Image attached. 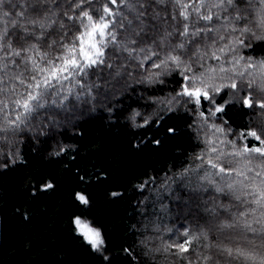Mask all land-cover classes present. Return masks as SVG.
Listing matches in <instances>:
<instances>
[{"label":"trees","instance_id":"1","mask_svg":"<svg viewBox=\"0 0 264 264\" xmlns=\"http://www.w3.org/2000/svg\"><path fill=\"white\" fill-rule=\"evenodd\" d=\"M31 2L34 0H0V9L9 13L3 25L16 49L36 45L40 52L58 53V46L50 50L48 44L62 37L69 42L79 35L82 12L88 11L96 20L103 16L106 4L113 12L124 10L119 0L115 4L111 0H49L47 8L53 10L51 20L55 22L42 36L39 27L27 25L33 34L28 38L24 25L14 27L10 21H19L16 13L22 9L34 16L26 7ZM171 11L168 6V13ZM113 19L119 21L120 17ZM117 31L126 35L122 29ZM154 35L148 33L149 43ZM219 35L224 40L217 47L228 49L217 52L219 61L204 52L199 54L202 60L194 55L195 49L208 47L210 41L192 44V51L181 56L183 64L168 62L161 68L155 67L165 60L159 48V56L148 53L151 59L143 54L133 59L124 53L114 68L98 66L94 70L97 75H89L87 83L97 86L87 95L77 99L64 92L57 97L61 103L42 109L20 130L0 133V264H201L205 256L207 264H247L236 254L237 249L264 252V231L246 230L243 223L255 217H237L254 207L236 199L244 189L235 193L227 187L218 190L242 177L233 172L232 176L202 179L209 170L204 150L205 133L210 129L201 127L207 119L209 125L225 129L222 140L234 141L235 148H251L258 146V141L244 134L264 131V110L243 106L239 96L247 95L246 83L241 93L230 87L219 93L210 91L215 105L203 98L196 105L187 96H177L188 65L192 66L189 76L205 73L206 82L219 86L230 83L228 78L234 74L217 73L212 80L209 68L223 64L230 69L232 61L239 59L236 67L240 70L249 58L264 59V40L251 33ZM237 38L250 47L237 44ZM213 51L217 49L209 48V55ZM31 55L33 51L14 58L20 71L26 66L24 56ZM111 59L106 57V62ZM69 86L66 82L65 87ZM65 95L68 100H62ZM254 96L257 104L264 101V93L255 91ZM219 105H224V111L209 116ZM221 148L226 153L234 151L231 143ZM246 162L225 156L213 171L221 167L226 172L239 170ZM260 162L259 157L251 161L253 165ZM47 183L53 187L42 190ZM78 192L86 195L87 205L76 199ZM77 217L101 231L105 240L101 252L94 251L79 234L74 224ZM225 223L233 227L220 228ZM252 227L259 225L253 223ZM185 230L206 235L180 255L177 246L186 239ZM225 249H232L233 255Z\"/></svg>","mask_w":264,"mask_h":264},{"label":"snow or ice","instance_id":"2","mask_svg":"<svg viewBox=\"0 0 264 264\" xmlns=\"http://www.w3.org/2000/svg\"><path fill=\"white\" fill-rule=\"evenodd\" d=\"M48 2L49 0H34L26 5L29 12L35 13L34 16L30 17L28 12L22 9L16 13L20 20L10 23L14 27L24 25L23 31L28 33V38L33 34L29 33L27 25L39 27L40 35H45L44 30L55 22L51 20L53 10L47 8ZM111 2L115 4L117 0ZM119 4L123 5V11L117 9L113 12L106 4L103 8V16L96 20L88 11L82 12L78 19L81 20L83 31H80L79 35L72 37L69 42H64L62 37L60 41L53 39L48 44L50 50L58 46L60 49L58 53L40 52L36 49V45L16 49L10 33L3 25V18L9 13L0 9V133L20 130L21 125H26L40 115L42 109L61 103L57 97H61L64 92L75 95L77 99L81 94L87 95L97 86L95 83H87L89 75H97L94 70L98 66L106 65L108 68H114L116 61L124 53L133 59L141 54L151 59L148 53L159 56L160 52L157 51L159 48L160 51H164L165 60L155 67L161 68L168 62L183 64L181 56L188 55L192 51L191 45L202 44L204 41H210L211 44L208 47L195 49L196 59L202 60L203 57L199 54L204 52L205 56L219 61L220 55L217 52L223 53L228 50L227 46L217 47L218 42L224 40V36L219 35L220 32H239L241 36L251 33L256 39L264 40V0H244L242 4L237 3V0H119ZM76 6L79 7V4ZM168 6L172 8L170 14ZM114 17H120L119 21L114 20ZM84 19L87 23H84ZM201 20L204 21L202 25L199 23ZM241 21L245 22L243 26H240ZM117 28L122 29L126 35L120 34ZM149 32L155 33L150 38L151 43H149ZM214 33L216 35H213ZM236 43L250 47L240 38L236 39ZM209 48H216L217 51L209 55ZM106 49L109 51L106 52ZM184 49H188V52L181 51ZM29 51H33L34 55L24 56L26 66L20 71L19 64L14 58L21 57ZM106 57H112L111 61L106 62ZM232 63L233 67L230 69L220 64L216 68L207 70L212 80L216 79L217 73L230 71L234 74L233 77L228 78L230 83H222L219 86L206 82L205 73L199 76L193 73L189 76L187 73L192 71V66L188 65L185 73L182 74L185 83L177 96H187L196 105H200L201 98L215 105L214 95H210V91L219 93L223 88L230 87L236 93H241L245 91L242 85L246 83L247 95H240L239 100L244 107H259L264 110V101L257 104L254 96L255 91L264 93V59L249 58L240 70L236 67L240 64L239 59ZM29 64L30 68L27 67ZM17 80L19 85L16 84ZM82 80L85 81L84 84H81ZM66 82L69 87H65ZM19 87H23L24 91H19ZM77 87L81 88V92H76ZM175 99L176 97L172 98L173 101ZM62 100H68V96H63ZM230 102L225 101V104ZM223 111L224 105L215 106L214 110L209 112V116L215 117L217 113ZM199 115L201 118L204 117L203 112ZM205 126L210 129V132L205 133L204 150V155L209 157L207 161L209 170L208 175L202 179L207 180L220 174L232 176L233 172L237 177H242L218 190L223 191L224 187H227L230 192L235 193L237 185H240L244 191L236 196V199L254 207L237 213V217L254 216V220L243 221L246 230L254 233L264 231V131L251 130L244 134L245 138L252 137L258 141V146L249 148L245 145L243 148H235L234 141L221 139L222 136H226L223 127L209 125L207 119H204L201 125L202 128ZM169 131L174 130L169 129ZM224 143H231L234 151L224 152L221 148ZM225 156L240 157L247 162L239 170L226 172L221 167L218 171H213L218 168V163ZM256 157L261 158V162L253 165L251 161ZM254 168L256 171L253 173ZM249 173L253 174L249 176ZM52 187L51 183H47L42 186V190ZM76 199L81 204L89 203L86 195L79 192L76 194ZM209 211L214 212L215 209ZM253 223L258 224L259 227H252ZM74 224L79 234L94 251L101 252L104 249L105 240L99 229L79 217L75 218ZM230 227L233 225L227 223L220 225V228ZM205 235L204 232L194 234L185 230L186 239L177 246L178 254L187 253L193 241ZM225 251L233 255L232 249ZM236 254L243 257L247 264H264V252H246L237 249ZM104 259L108 258L105 256ZM207 261L208 257L205 256L201 264H207Z\"/></svg>","mask_w":264,"mask_h":264},{"label":"rangeland","instance_id":"3","mask_svg":"<svg viewBox=\"0 0 264 264\" xmlns=\"http://www.w3.org/2000/svg\"><path fill=\"white\" fill-rule=\"evenodd\" d=\"M237 192L240 191V185H237Z\"/></svg>","mask_w":264,"mask_h":264}]
</instances>
